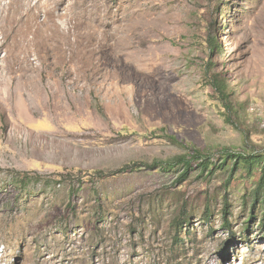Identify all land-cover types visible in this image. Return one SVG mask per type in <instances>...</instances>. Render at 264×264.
Here are the masks:
<instances>
[{"label":"rangeland","instance_id":"obj_1","mask_svg":"<svg viewBox=\"0 0 264 264\" xmlns=\"http://www.w3.org/2000/svg\"><path fill=\"white\" fill-rule=\"evenodd\" d=\"M88 1L109 42L0 61V264H264L260 173L222 166L264 153V0Z\"/></svg>","mask_w":264,"mask_h":264},{"label":"bare ground","instance_id":"obj_2","mask_svg":"<svg viewBox=\"0 0 264 264\" xmlns=\"http://www.w3.org/2000/svg\"><path fill=\"white\" fill-rule=\"evenodd\" d=\"M92 7L88 0H0V61L21 64L8 71L28 73L36 70L30 61L37 51L44 59H67L64 47H71L73 29L97 47L109 42L111 36L86 20Z\"/></svg>","mask_w":264,"mask_h":264},{"label":"trees","instance_id":"obj_3","mask_svg":"<svg viewBox=\"0 0 264 264\" xmlns=\"http://www.w3.org/2000/svg\"><path fill=\"white\" fill-rule=\"evenodd\" d=\"M215 85L217 86V89L219 90V93L221 94L222 101L226 106H229L231 104L230 101V95L228 94V85L224 81H219L218 78H215L214 81ZM193 156L195 159L202 160V167L204 170H208V167L210 165L211 159H209L202 151L193 149ZM222 166L226 165V162L229 160L233 161V168H232V175L236 174L237 172L244 170L247 175L250 177L254 176L256 172L259 171L260 173V179L258 184L256 185L253 193H252V199H253V206H252V213L251 218L255 220L257 209L260 208V211L264 213V153H235L230 151L229 149H225L222 152ZM185 160V159H184ZM186 167L187 171H185L184 178L187 176L188 169L190 168V162L187 161ZM164 165V164H162ZM173 167L172 164L167 163L166 166ZM168 168V167H165ZM224 216L228 214L227 208L222 213ZM262 227H264V214H262ZM204 220H210V215L208 211L205 213ZM224 227L226 230L231 229V223L228 219V217L225 216L224 219ZM247 229H249V224H247Z\"/></svg>","mask_w":264,"mask_h":264}]
</instances>
